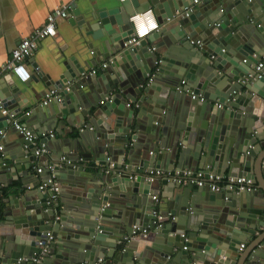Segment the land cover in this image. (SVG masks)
<instances>
[{"label":"water","instance_id":"1","mask_svg":"<svg viewBox=\"0 0 264 264\" xmlns=\"http://www.w3.org/2000/svg\"><path fill=\"white\" fill-rule=\"evenodd\" d=\"M191 1L124 0L110 9L85 12L82 22L74 20L85 24L82 36L90 52L75 44V55L59 64L57 79L48 83L37 75L45 85L60 89L59 100L53 99L47 108L45 128L52 131L61 124H78V128L83 124L92 135L83 129L76 137H64V151L52 156V162L44 155L47 173L52 172L64 185L60 199L48 205V192L33 188L26 180L37 159L34 146L11 128L14 144L6 158L0 156V183L8 190L23 192L7 200L0 193L5 200L0 204V264H30L18 258L37 254L41 259L33 264H176L181 259L183 264H245L247 259H255L252 251L243 258L237 259V255L241 243L259 229L260 219L253 220L257 210H261L264 224V129H258L264 122V69L258 79L248 83L243 79L264 55V0H200L196 8ZM147 8H152L160 32L169 31L170 40L149 53L152 64L140 65L137 61L146 57L142 52L145 38L131 48L124 41L132 32L128 17ZM75 11L70 14L73 18ZM186 39L200 40V54L177 52L171 46L178 42L188 48L183 44ZM258 45L263 48L261 53L255 49ZM101 54L109 62L94 74L95 92L75 95L89 78H82L81 73L96 65ZM194 55L199 60L191 58ZM151 69L155 72L149 81ZM37 76L32 74L19 83L10 81L13 76L9 74L5 76L0 105L13 112L11 108L20 104L19 96L27 89L33 91L31 80ZM183 79L189 87L180 83ZM68 82L70 90L64 88ZM191 93H202L206 100L196 102ZM103 96L105 103L101 100L104 104L91 112V106ZM128 100L136 101L137 112L125 108ZM210 100L223 107L215 110ZM165 108L168 111L162 118ZM10 121L0 108V127ZM128 140L132 147L126 149ZM112 147L122 149L120 157L109 155ZM73 150L75 156L68 153ZM150 150L155 153L152 161L146 157ZM3 152L1 148L0 154ZM79 157L93 159L100 166L94 177L84 166L74 164ZM160 160L169 169L175 167L174 162L176 167L192 169L211 164L216 172L246 174L258 184L259 193L146 180L149 168H165ZM161 184L166 185L163 195L174 219L162 214L161 225L153 226L154 207L149 198ZM59 202L62 209L56 215ZM134 224L148 227L147 235H133ZM50 230L61 242H50V248L41 253L38 241L45 243ZM260 240L264 264V235Z\"/></svg>","mask_w":264,"mask_h":264},{"label":"crops","instance_id":"2","mask_svg":"<svg viewBox=\"0 0 264 264\" xmlns=\"http://www.w3.org/2000/svg\"><path fill=\"white\" fill-rule=\"evenodd\" d=\"M62 2H71L73 5V9L71 10V12L73 10L74 11L76 10L75 14L77 16L74 15V18H73L70 15L71 14L70 12L69 16L66 19H59L55 25V30H56L55 34L53 36H47L45 38L40 39L37 43L36 49L33 51V54L29 57V60H28V65H29V68L31 69L32 74L36 76L40 74L42 77L45 78L46 81H48V83H50L51 80L58 78L59 64H61L63 59L67 58L69 60L71 56L75 55L74 54L76 50L75 44H78L80 47H84V50H86L87 52H90V49L87 47L86 43L84 42L86 38L85 36L84 37L82 36V33L84 32L83 26L85 24L78 25L74 20L78 19L77 22H82L81 15L82 14L84 15V13L89 10L93 11L95 9H101V8L110 9L111 7L119 4V0H0V66L2 65V63H4L8 59L11 53V50L16 46L18 41L22 37L31 34L37 27H40L45 22L47 14L52 10V8L56 7ZM198 2H200V0H198ZM196 4H193L192 7L196 8ZM226 6L228 7V3L226 4ZM233 8L235 9V7ZM219 13L221 14L220 11ZM160 29L161 27H159L157 31L152 32L149 36H147L144 39L146 42V47L142 49L143 50L142 52L146 57L142 56V61L140 60H139L140 62L137 61L138 64L140 63L148 64V62H151L152 64L153 57L150 56L149 53H151L153 49H156V47L158 48L159 47L158 45H160V43L164 42L165 40L166 41L170 40L166 36V34H170L169 31L161 33ZM183 44H185L188 48H185L182 44H179L178 42H176L175 44L171 46H175V50L177 52L194 51L200 54V52H198V49L200 48L201 45L188 42L187 39L183 41ZM204 47L206 46L204 45ZM255 49H257L256 50L257 53H261L263 51L262 50L263 48L259 45L256 46ZM159 58L160 56L157 57V59ZM191 58H195V60L197 59L199 60V57L197 55L191 56ZM77 59L80 60L81 62L80 58H77ZM96 61H97L96 65H93L94 68H97L96 73H98L99 69H103V67L99 68V66L103 62H109L107 58H103L102 54L96 58ZM62 70H63V67L60 69V71ZM154 72L155 70L151 69L148 75H151ZM5 76L7 75L2 74L1 69H0L1 91L4 90L5 80H7L5 79ZM10 76H13V75H10ZM11 78L12 79L9 78L10 81L19 83V81L14 76ZM36 78L37 79L31 80V86H33V91L27 89L26 94H22L21 96H19L20 104L15 105L16 107L14 108H11V111L13 110V112H15L16 116L19 118L21 122L25 123L29 128L36 131L37 134L40 135L42 131H48L45 128L46 127V117H47V113L49 112L47 108L50 106V104H52L51 102L48 103L47 105H42L41 103L44 99V95L46 91L54 87L53 85H45V83H43L40 77L37 76ZM77 78L78 77L73 79V83ZM94 78H95V75H91L89 76L87 80H83V87L78 89L77 91L75 90V95L78 94V92H85V91L89 92V94L94 93L96 90V81L94 80ZM248 81H251V80L245 79L243 83H248ZM180 83L185 87H189L188 85L182 82ZM98 99L99 100L97 104L91 106V112L94 110H97L101 105H103L107 98L103 96ZM101 100L104 101L103 104L100 103ZM96 101L97 100H95V102ZM128 101L131 102L130 107L134 108L135 112H137L140 107L137 106L136 101H131V100H128ZM194 101L196 100L194 99ZM209 102L214 107L215 110L219 108L216 106V103H218L217 101L210 100ZM85 103L86 102H82V106L85 105ZM81 107L77 109L76 115L80 113ZM125 108H127L126 105H125ZM27 111L30 112L29 115H26ZM164 111L165 112L162 113V118L165 117L166 112L168 110L165 108ZM89 117H91V113L87 117L84 118L85 124L88 123ZM76 121H79V120L77 119ZM77 125L78 124H76V126L73 127L67 124L65 126L61 124L57 128L52 129V132L54 133L53 137L45 139L46 148H47L46 153H44L40 159L37 158L35 161H33V166L31 165L29 168L28 178L26 180L30 186L32 185L33 188H38L39 184H41L44 180L50 177L48 175L49 173H51L54 176L52 172L47 173L46 171L47 166L44 165L41 173H38L36 171V167L39 166L40 162H44V163L46 162L44 155L48 157L47 159L49 162L50 161L52 162L54 160L52 159V156H56L58 155V153H62L64 151L63 150L64 144H62V139L64 137H76L78 135V132L81 131L80 128L77 127ZM259 125H260V128L258 129L263 130L264 122H261ZM83 126L84 125L82 124L81 127ZM11 128H14L11 125V123L6 125V127L4 125L0 127V130H2V133L0 134V141L2 145V151H4L3 153L0 154V156H3L4 158L8 156L5 153L8 152V150H11L14 144L15 134L13 133V131H10ZM58 130L62 131V135L58 134L57 132ZM84 130L85 132H88L89 136L91 137L92 135L91 130H88V129H84ZM40 139H42V137L38 136L37 141ZM260 141L261 140H259L257 144ZM261 143L264 144V140H262ZM130 147L132 146H131V142L129 141L126 149ZM110 149L111 151L109 155L115 158L117 156L120 157L121 154L119 153L122 152V149L118 150V148H115V147H112ZM152 151L153 150H150L146 154V157L149 161H152L155 156V153H153ZM261 151L264 152V145L261 148ZM68 153H73L71 155L75 156L74 150L69 151ZM126 163L128 162L126 161ZM160 163L165 164L164 166L165 168H169L166 166V162H164V160H160ZM176 163L177 162H174L175 167H176ZM74 164L78 166H84V170H86L87 172H90L92 176L98 172V169L100 167L95 164V160L91 159L89 161H84L81 157L76 159L74 161ZM207 165H210L213 171H217L215 168L211 166V164H207ZM217 173L240 175V174L231 173L230 171H226V170L224 173L222 172H217ZM55 179L59 183V186H60L59 193L61 194L63 193L62 190H64L63 188L64 185L62 184L60 178L55 177ZM19 184L20 183L18 182V185ZM259 185H261V183ZM165 186L166 185L161 184L160 186L158 185L156 187L157 189L153 191L152 195H156L158 197V201H153L150 196L149 204L153 205L154 209L158 210L161 214L166 215V213H170V207L167 204V198L163 195V194H166ZM193 187H197V186L193 185ZM256 187H258V184ZM256 190L258 192L257 188ZM22 192H23L22 190L21 191L14 190V189L8 190L6 187H4L3 184L0 183V193L3 195V197L6 198V200L8 199L7 197L9 196L11 197L12 194H16L18 197H20L22 196ZM226 192H229V191H226ZM22 198L23 197L18 198V200H21ZM254 198L259 199V197H255V196ZM58 199H60L59 194H58ZM259 200L261 201V199ZM12 201H15V198ZM0 204H3V205L5 204V200H2V197L0 198ZM61 209H62V204L59 202L58 206L55 207L56 215L60 214L59 212ZM262 219L264 220V217ZM177 220H178V217H177ZM253 220L256 222H258L259 220L260 222L259 229L251 237V239L244 240L241 243L242 247L240 246L238 250L239 254L237 255V259L243 258L245 254L252 251L251 252L252 257H254L255 259H250V260L247 259L245 264H254L255 261H258L257 264H261L262 245L260 243L261 242L260 239L264 235V232H262L264 229V224L261 225V210H257L256 219H253ZM7 230L11 231L9 227L7 228ZM185 231L187 230L185 229ZM50 232L52 231L50 230ZM50 242H61V240H58L56 237H54L53 240ZM176 264H183L182 259L180 261H177Z\"/></svg>","mask_w":264,"mask_h":264},{"label":"built area","instance_id":"3","mask_svg":"<svg viewBox=\"0 0 264 264\" xmlns=\"http://www.w3.org/2000/svg\"><path fill=\"white\" fill-rule=\"evenodd\" d=\"M124 1V0H119ZM193 4L198 3V0H193ZM73 9V5L71 2H62L56 7L52 8V10L47 14L45 22L37 27L31 34L22 37L16 46L11 50V53L8 59L2 63L0 66L1 73L6 75H13L17 80L23 82L29 79L32 75L31 69L28 65L29 57L33 54V51L37 47V43L40 39L45 38L47 36H53L55 34V25L59 19H66L71 10ZM188 10H191L189 7ZM128 21L131 23V34L124 41V45L127 48H131L134 45L139 44L141 40L146 38L152 32L159 29L160 24L158 23L152 8H147L143 11H138L133 13L128 17ZM154 22L155 27H152V23ZM190 41L191 43H195L201 45L200 40L196 39ZM223 50V49H222ZM108 62H103L100 67H105ZM264 69V55L254 64V70L251 73H248L246 77L243 79H258L262 77V70ZM97 71V68L91 67L88 70L81 73V77H88L94 75ZM151 75H148V80L151 81ZM184 83V80L181 81ZM66 90H70L71 83L64 87ZM60 89L51 88L46 91L44 95V99L42 101V105H47L53 99H58L60 96ZM191 97L193 99H197L201 102L206 100L205 96L202 93L193 94L191 93ZM102 102V101H101ZM131 102L126 103L127 107H130ZM217 107H222L223 104L216 103ZM1 111L3 114H6L11 119L10 123L14 127V129L24 136V139L27 142V145L32 144L34 146L33 154L36 158L41 157L44 153H46V138L53 137L54 133L52 131H42L40 135H35L33 130L29 128L25 123L21 122L19 118L16 116L15 112H10L5 107L1 106ZM165 111H162L164 113ZM29 111L26 112V115H29ZM83 127H80V130H83ZM2 130H0V134ZM38 136L42 137V139L37 141ZM2 145H0V149ZM61 160H64V157H61ZM107 161L110 162V158L107 157ZM112 164V163H111ZM47 166L46 162H40L39 166L36 167V171L38 173L42 172L43 167ZM146 180L154 181L155 179H166L173 183H178L181 185H195L197 187L207 186L211 191H234L236 193L239 192H252L256 190V185L252 179V177L246 174L240 175H232V174H219L216 171H213L210 165H206L204 168L192 169L188 167H173L169 168H160V167H152L145 171ZM136 175H132L131 178H135ZM38 189L42 192H48L47 195V204H52L53 201L57 200L59 194V183L55 179L53 175L48 177V179L44 180L41 184H39ZM151 199L153 201H158V197L156 195H152ZM152 225L160 226L161 222L158 220L162 219L164 215H162L158 210L152 211ZM166 217L170 219H174V216L171 213H167ZM58 218V216H57ZM133 235H147L148 227H143L139 224H134L132 226ZM181 237L186 241L188 240L187 233H181ZM46 242L43 240L38 241V245L41 248V253L47 251L50 241L53 240V236L51 232H47L45 235ZM242 247V245H241ZM186 249V246H183ZM170 258V257H169ZM41 259V254H37L35 257L28 259L27 257H20L18 261H27L30 264L39 262ZM100 261V260H99Z\"/></svg>","mask_w":264,"mask_h":264},{"label":"clouds","instance_id":"4","mask_svg":"<svg viewBox=\"0 0 264 264\" xmlns=\"http://www.w3.org/2000/svg\"><path fill=\"white\" fill-rule=\"evenodd\" d=\"M152 27H155V24H154V22L152 23Z\"/></svg>","mask_w":264,"mask_h":264}]
</instances>
